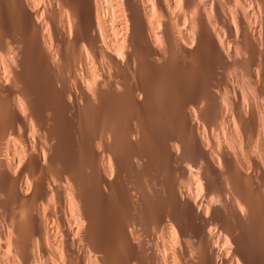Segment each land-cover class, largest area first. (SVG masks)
<instances>
[{
  "label": "bare ground",
  "instance_id": "1",
  "mask_svg": "<svg viewBox=\"0 0 264 264\" xmlns=\"http://www.w3.org/2000/svg\"><path fill=\"white\" fill-rule=\"evenodd\" d=\"M234 2L0 0V264H171L167 221L197 264H264V17L234 26ZM185 164L221 198L208 219Z\"/></svg>",
  "mask_w": 264,
  "mask_h": 264
},
{
  "label": "clouds",
  "instance_id": "2",
  "mask_svg": "<svg viewBox=\"0 0 264 264\" xmlns=\"http://www.w3.org/2000/svg\"><path fill=\"white\" fill-rule=\"evenodd\" d=\"M177 8H179V4L176 5ZM264 9V0H243V3H241V0H235V2L230 7V12L233 13L232 15V24L235 26L237 23L236 16L238 14H242L248 22L249 30L253 31L256 28V25L258 23L259 18L264 17V12L261 10ZM194 14V13H193ZM240 55V53H238ZM19 60V58H18ZM19 69H17L18 71ZM7 77V73L5 74ZM257 79H259V73H257ZM249 94L251 96L252 100L256 99L255 94V88H250ZM260 104L264 105V99H261ZM245 106L247 108V105L250 103L249 100H245ZM227 107V106H225ZM246 115H250L246 111ZM262 121H264V111H262L261 116ZM236 121L233 120V124H235ZM240 129H236V135L239 137ZM249 145V151L248 155L255 156L256 154V148L255 145L252 142V139L249 138L248 140ZM35 151V149H33ZM177 156L181 155V153L177 150ZM21 163L24 161V156L21 155L20 157ZM261 163H264V159L261 160ZM19 164L16 166L19 168ZM184 168L189 169L186 175L181 176L179 173H177V177L175 178L176 181H178V191L180 193L181 199H188L192 202V204L195 206L197 213H202L203 217L205 219H208L211 214V210L213 207L219 206L221 204V198L218 193L213 192L212 188H208V182L203 180L200 174V169H198L193 164H185ZM248 171H251V166H248ZM15 174V173H13ZM108 178L111 179L112 176L108 175ZM77 199H80L78 190H77ZM199 202V203H198ZM201 205H204L207 207V211L204 210ZM81 208L84 211L83 202L81 200ZM241 212L243 213V208H241ZM84 218L87 220L85 212H84ZM167 227L171 230V248L168 251H165L163 253H160L162 256L167 257L169 252H171V264H181V258H178V251L181 249V245L188 244L189 241H191V244L189 245V248L191 251L188 253L187 259L184 260L183 264H197L198 261V254H197V248H199V245H196L194 247V241L191 239H184L182 241L180 234L177 231L176 226L171 221H167L165 223ZM156 230V229H155ZM79 231V228L77 229ZM133 229H129V232L131 233ZM206 233L209 241L211 242V246L213 248H218L219 252L224 253V257L227 258L232 253V244L229 242L228 236H223V244L220 246V235L223 233L219 231L218 225L210 223L206 227ZM219 233V234H218ZM73 239H76L75 237ZM143 239L141 235H133L132 240L134 243L139 244L140 241ZM216 260L219 264L220 256L219 254L216 257ZM234 264H240L239 260H236L233 258ZM14 264H20L19 260H16ZM165 264H167V261H165Z\"/></svg>",
  "mask_w": 264,
  "mask_h": 264
},
{
  "label": "rangeland",
  "instance_id": "3",
  "mask_svg": "<svg viewBox=\"0 0 264 264\" xmlns=\"http://www.w3.org/2000/svg\"><path fill=\"white\" fill-rule=\"evenodd\" d=\"M197 85H198V84H197ZM197 85L195 86L196 89H197V87L199 88V85H198V86H197ZM167 115H168V114L165 115V118H166L165 121L168 123L169 121H171V118H170V116H167ZM64 117H65V119L67 118L68 120L71 119V117H69V116H68V117H67V116H64ZM168 118H169V119H168ZM67 119H66V120H67ZM165 124H166V123H165ZM169 125H171V122H169L168 126H169ZM71 129H72V128H71ZM68 131H69V132H68ZM68 131H67V132H68L69 134H71L70 137H72V138L70 139V141L72 140V141L70 142V144H71L72 142H75V140H73V139H74V134H75V132L72 133L74 130L70 131V129H68ZM73 145L75 146V143H73ZM74 146H69V149H71V148L73 147V148L71 149V152H72V153L75 152L74 150H75V147H76V146H75V147H74ZM113 203H116V204H114V205H117V206H116V207L113 206ZM113 203H112V205H111L110 207H107V206H106V208H105V206H103V207H102L103 209H102L101 213H102L106 218H108V219H106L107 222H113V220H117V219H118L120 222L124 221V219H125V216H124V215L126 214V212H125V214H124V212H123V211L121 212V210L125 209V206L122 205L121 201L118 200V199L115 200V201H113ZM119 206H121V209H120ZM150 206H151V205H150ZM150 206H148V208H149ZM114 207H115V208H114ZM108 208H109V209H108ZM118 208H119L120 210H119ZM150 208H151V207H150ZM150 208H149V209H150ZM113 209H117V210H113ZM104 210H105V211H104ZM106 210H107V211H106ZM112 210H113V211H112ZM115 211H116V212H115ZM124 211H125V210H124ZM106 212H107V213H106ZM108 212H110V213L108 214ZM111 212H112V213H111ZM114 213H116V214H115L116 216H114ZM117 213H118V214H117ZM121 213H123V214H121ZM107 215H108V216H107ZM112 215H113V216H112ZM118 216H119V217L121 216V217H120L121 219L118 218ZM116 217H117V218H116ZM109 219H112V221L109 220ZM118 220H117V221H118ZM110 224H111V223H110ZM151 228H152V227H151ZM107 229H108V228H107ZM107 229H106L104 232H102L103 235H104V237H107V234L110 235V233H112V230H109V229L107 230ZM148 230H149V231H148ZM147 231H148L149 233H148ZM147 231H145V233H147L146 235H148V236H150V234H151L150 231H151V232H154L152 229H147ZM106 233H107V234H106ZM105 234H106V235H105ZM158 237H159V235L157 236V238H158ZM151 238H152V237H151ZM154 238H155V237H153L152 239H154ZM114 246H115V245H114ZM114 246H113L112 248H113L114 250H116L117 247H114ZM116 246H118V245H116ZM119 247H120V246H118V248H119ZM259 264H260V263H259Z\"/></svg>",
  "mask_w": 264,
  "mask_h": 264
}]
</instances>
